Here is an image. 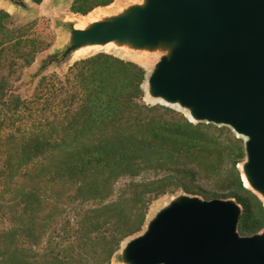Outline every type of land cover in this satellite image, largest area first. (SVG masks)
Wrapping results in <instances>:
<instances>
[{"label":"trees","instance_id":"1","mask_svg":"<svg viewBox=\"0 0 264 264\" xmlns=\"http://www.w3.org/2000/svg\"><path fill=\"white\" fill-rule=\"evenodd\" d=\"M9 18L0 11V264H111L152 201L178 191L235 199L242 232L264 229V203L237 168L245 143L230 129L147 104L144 68L105 53L63 79L42 76L24 98L15 83L46 46Z\"/></svg>","mask_w":264,"mask_h":264},{"label":"water","instance_id":"2","mask_svg":"<svg viewBox=\"0 0 264 264\" xmlns=\"http://www.w3.org/2000/svg\"><path fill=\"white\" fill-rule=\"evenodd\" d=\"M73 35L63 59L90 43L175 44L171 57L162 59L149 78L153 97L192 109V121L228 126L249 138L245 172L264 195V0H147ZM240 216L231 201L182 199L127 245L125 260L264 264V232L240 236Z\"/></svg>","mask_w":264,"mask_h":264},{"label":"rangeland","instance_id":"3","mask_svg":"<svg viewBox=\"0 0 264 264\" xmlns=\"http://www.w3.org/2000/svg\"><path fill=\"white\" fill-rule=\"evenodd\" d=\"M146 1L147 0H115L109 6L91 8V0H43L41 4H36L32 0H0V11H4L10 15V18L5 22L6 26L9 29H22L24 30L26 37L29 39H38L46 46L40 53L37 54L35 63L31 67L25 69L22 76L20 77V80L15 83L19 88V94L24 98L32 97L35 94L42 76H52L55 74L59 78L63 79V77L68 72L69 67L74 63L100 53L113 55L126 61H132L125 52L106 51L100 49H96L89 55L80 59H74V53L63 59V54L73 44V31L76 30V25H79L82 22L92 25V19H94L95 22L114 20L125 15V11L127 9L145 6ZM114 4H116L118 7L115 9L109 8ZM76 19L79 20V22H75L74 20ZM122 44L130 46L128 49L129 54H139L141 56L147 57L150 60L152 70L149 76L147 71L144 69L146 71V81L149 80L151 74L157 68L162 59L171 57L172 51L175 47V44L166 43L155 47H137L129 42H123ZM96 45L99 44L90 43L84 45L81 48H90ZM145 67L148 68L147 66ZM145 102L150 105H161L173 109L184 114L189 119L182 109L176 108L168 103H150V101L146 100V95ZM190 121L194 124H207L206 122ZM216 126L230 129L238 139L243 140L245 143V139L237 135L232 128L222 125ZM245 155L246 156L244 160L239 162L237 165V168L241 172L243 182V174L246 175L245 165L247 164L246 147ZM211 181L201 180V182H199V189L204 191L219 190L213 185V182ZM244 186L257 195L264 203V195L262 193L255 190L252 186L247 187L245 182ZM185 198H197L202 201H210L199 195H191L184 191H178L173 194L155 198L150 205L146 226L139 234L130 237L123 243L118 256L112 261L111 264H130L125 260V251L127 245L131 241L143 236L147 232L149 223L153 221L162 211L169 208L173 203L179 202ZM216 199L236 203L241 209V216L237 232L242 237L254 236L242 232L243 208L236 202L235 199H224L221 197ZM263 232L264 229L255 235L262 234Z\"/></svg>","mask_w":264,"mask_h":264},{"label":"bare ground","instance_id":"4","mask_svg":"<svg viewBox=\"0 0 264 264\" xmlns=\"http://www.w3.org/2000/svg\"><path fill=\"white\" fill-rule=\"evenodd\" d=\"M118 6L116 4L110 6L109 8L115 9ZM131 9H127L125 12L128 13L130 12ZM75 22H79V20H74ZM91 23H93L92 25H88L86 22H82L79 25H76V30L78 31H87L90 29H93L98 23L100 22H95L94 19L91 20ZM129 45H123L121 42L119 41H114V42H110L107 44H99L96 45L94 47H90V48H80L78 49L76 52H74L73 54V58L74 59H80L83 58L87 55H89L90 53H92L94 50L96 49H100V50H106V51H115V52H125L127 53V55L130 57V59L139 64L140 66H142L148 73V76L151 73L152 67L150 65V60L145 57V56H141L139 54H129L128 53V49H129ZM145 66H147L148 68H146ZM144 90L146 93V100L150 101V102H154V103H168L170 105H173L176 108L182 109V111L191 119L195 120L192 109L189 108H184L181 106L180 102L176 101V102H167L165 101L163 98H158V97H153L152 93H151V89H150V84H149V80L145 82L144 84ZM245 139L247 141H249V138L245 137ZM243 179L245 182V185L247 187H251L252 182L251 180L248 178V176H246L245 174H243Z\"/></svg>","mask_w":264,"mask_h":264}]
</instances>
